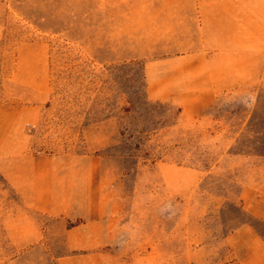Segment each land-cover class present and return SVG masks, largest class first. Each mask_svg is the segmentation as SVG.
<instances>
[{
	"label": "rangeland",
	"instance_id": "374dc122",
	"mask_svg": "<svg viewBox=\"0 0 264 264\" xmlns=\"http://www.w3.org/2000/svg\"><path fill=\"white\" fill-rule=\"evenodd\" d=\"M199 1L0 0L1 166L7 156H49L71 173L85 157L82 170L97 171L117 197L133 239L121 247H153L163 264L226 263L224 237L246 222L264 237V221L238 200L242 182L264 177V84L222 94L212 115H181L158 134L170 146L180 141L177 160L197 169L163 160L123 175L129 164L112 156L120 122L105 120L107 98L121 107L144 93L182 110L180 59L200 48ZM64 29L76 41L63 42ZM18 208L38 242L10 241L6 225ZM76 223L31 210L0 172V264H55L68 253L64 229Z\"/></svg>",
	"mask_w": 264,
	"mask_h": 264
},
{
	"label": "crops",
	"instance_id": "0c3cea01",
	"mask_svg": "<svg viewBox=\"0 0 264 264\" xmlns=\"http://www.w3.org/2000/svg\"><path fill=\"white\" fill-rule=\"evenodd\" d=\"M197 17L200 48L180 59L187 64L181 68L180 94L186 119L212 115L222 94L264 84V0H202ZM86 160L79 158L78 169L70 173L54 169L56 157L7 156L0 172L31 210L77 221L64 229L68 253L55 264H163L153 247L144 252L123 248L133 239L128 240L127 223L119 219L117 197L103 188L97 171L82 170ZM238 200L251 218L264 221V177L242 182ZM10 220L16 222L6 225L12 244L38 242L40 233L22 208ZM223 242L230 253L224 264H264V239L254 227L242 224Z\"/></svg>",
	"mask_w": 264,
	"mask_h": 264
},
{
	"label": "trees",
	"instance_id": "16d2710c",
	"mask_svg": "<svg viewBox=\"0 0 264 264\" xmlns=\"http://www.w3.org/2000/svg\"><path fill=\"white\" fill-rule=\"evenodd\" d=\"M74 24L72 22L70 26H74ZM70 30L64 29L62 31L63 42L76 41ZM125 103V106L120 107L114 100L107 98L104 105L105 120L116 119L120 122L119 145L115 155L112 156L118 158L124 164H129L122 173L123 175L137 173L139 166H152L163 160L176 166L197 169L196 166L185 165L181 160H177L184 156L180 150V141L170 146L161 143L158 139L160 132H168L169 129L177 126L181 119L180 108L172 111L171 105L151 102L144 93L143 95L136 93L134 99L125 100ZM244 224L256 229L251 223L246 222ZM259 236L264 239L262 235L259 234Z\"/></svg>",
	"mask_w": 264,
	"mask_h": 264
}]
</instances>
